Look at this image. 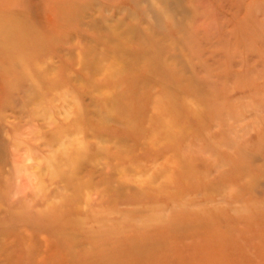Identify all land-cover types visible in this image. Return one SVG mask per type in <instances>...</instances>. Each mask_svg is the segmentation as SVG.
<instances>
[{
  "label": "rangeland",
  "instance_id": "obj_1",
  "mask_svg": "<svg viewBox=\"0 0 264 264\" xmlns=\"http://www.w3.org/2000/svg\"><path fill=\"white\" fill-rule=\"evenodd\" d=\"M0 264H264V0H0Z\"/></svg>",
  "mask_w": 264,
  "mask_h": 264
}]
</instances>
